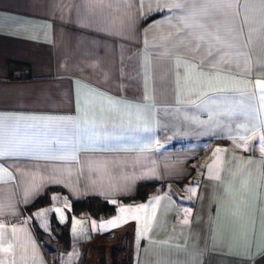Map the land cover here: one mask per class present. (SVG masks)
<instances>
[{"label":"crops","instance_id":"1","mask_svg":"<svg viewBox=\"0 0 264 264\" xmlns=\"http://www.w3.org/2000/svg\"><path fill=\"white\" fill-rule=\"evenodd\" d=\"M203 3L207 15L198 19L207 32L185 35L177 32L179 10L139 18L137 0H0L5 135L12 122L16 138L39 145L37 154L75 155L0 158L14 176L36 171L41 184L27 198L19 180L0 185L3 264H129L115 246L110 258L103 253L128 223L131 264H264V156L256 138L248 151L237 146L240 137L264 133L257 84L264 82V13L259 0H247V8L245 0L235 8ZM130 13L138 14L131 31ZM209 51L215 59L202 63ZM84 97L94 127L47 125L45 118H78ZM142 182L159 185L138 199ZM48 193V203L31 208ZM90 196L115 200L116 211L72 212L74 200ZM65 204L63 223L52 212L46 222L33 217ZM141 204L116 219L120 206ZM54 219L68 226V247L36 233L37 225L52 235ZM74 219L82 221L75 233ZM13 227L25 230L13 235Z\"/></svg>","mask_w":264,"mask_h":264},{"label":"snow or ice","instance_id":"2","mask_svg":"<svg viewBox=\"0 0 264 264\" xmlns=\"http://www.w3.org/2000/svg\"><path fill=\"white\" fill-rule=\"evenodd\" d=\"M125 2H128V0H125ZM139 4V18H146L147 15H151L153 11H162L163 8H168L169 12H172L173 10H179L180 15L177 18L178 23L183 25V28H178L177 32L184 33L185 35H192V33L199 29L202 32H207L208 25L205 23H202L198 17L207 15L206 8L207 5L203 3V0H166L163 4L161 3V0H155L156 7H152V0H148L147 4V12L145 13L143 9L145 8V0H137ZM238 4V0H224V7L227 8H235ZM260 8L262 13H264V0H259ZM245 8H247V0H245ZM137 13H130L127 18V28L129 31H131L136 23V19L138 18ZM210 35V33H209ZM199 41L204 40V35H200L197 38ZM215 39H219L218 37H215ZM200 44L197 43V50L199 49ZM215 59L213 53L211 51L208 52V59L203 61L202 63H208L210 60ZM257 84L260 86L261 93H260V100H261V106L264 107V82L257 81ZM83 104L84 107H80V104ZM110 106L115 107V103L111 100L109 101ZM88 105V98L84 97L78 98V111L80 112V116L76 119L73 118H67L66 120L61 119H54V118H45L47 121L48 126H56L60 125L63 126L64 124L74 125L80 128H89L94 127L96 124V121L94 118H90L87 110ZM261 126L264 127V122H261ZM8 129L10 130L7 137L4 132L5 125L0 123V158L2 157H19V156H27L33 159H58V160H66V159H75L74 155V149L73 150H67L64 149L61 154L59 155H39L36 152V149L39 147V145L32 140H21L16 138L15 136V130L16 125L12 122H9L7 125ZM251 138H256L258 141L259 151L261 152V155L264 156V133H260L259 131L252 132L250 137H240L241 141H244L243 144L238 143V147H242L245 151H248V144L247 140ZM236 142V141H234ZM222 150L217 148L213 155H216V153L221 152ZM211 170V166H209ZM19 180L21 182V185L24 188L25 198H27L31 192L38 191L39 187L41 186L40 183L37 182V173L36 171L32 172H23V173H17V175H13L12 171H9L7 166L0 165V185L6 184L9 181H17ZM27 180V183H24V181ZM191 191H194V189H190ZM53 200H57L58 197H52ZM159 197H156L155 200L158 202ZM111 203L116 204L115 200H112ZM146 205H139L136 207L133 206H120L118 211L121 214L116 219H123V214L125 213H137L141 209L145 208ZM70 211L69 205L65 204L63 207H53L50 209H42L36 213H33V217L40 219L41 221L46 222L47 214L49 212H52L53 214H57L59 216V220L61 223H63L66 219L65 216V210ZM136 218V217H133ZM32 219V217H28L25 220V223L28 222V220ZM82 221L80 220H73L72 225V231L75 233L77 230V226L81 225ZM108 224H114L115 220H109L107 222ZM42 227H44V223L41 224ZM93 228L96 227V222H92ZM101 228L104 227V225H100ZM0 241L4 240L5 233L7 229L4 225H0ZM19 230H25V229H17L16 227L12 228V233L15 235V233ZM4 252L11 251V245L7 248L2 249ZM0 264H3V261H0Z\"/></svg>","mask_w":264,"mask_h":264},{"label":"trees","instance_id":"3","mask_svg":"<svg viewBox=\"0 0 264 264\" xmlns=\"http://www.w3.org/2000/svg\"><path fill=\"white\" fill-rule=\"evenodd\" d=\"M158 182H142L139 187V192L136 198L145 199L148 195L155 191ZM49 193L42 196L31 208L39 205H44L49 202ZM130 200V199H124ZM72 212L80 213L83 211H88L95 216L111 215L116 211V204L111 203L109 200L98 196H90L83 200H74L72 202ZM53 222V233L52 235L43 231L39 226L36 225V233L40 239L44 240L46 243L52 245L53 247H68L70 244L68 226L61 225Z\"/></svg>","mask_w":264,"mask_h":264},{"label":"built area","instance_id":"4","mask_svg":"<svg viewBox=\"0 0 264 264\" xmlns=\"http://www.w3.org/2000/svg\"><path fill=\"white\" fill-rule=\"evenodd\" d=\"M132 224L128 223L116 229L114 236L112 237V242H115L117 253H122L127 259L128 263L131 264L132 257V245L130 232L132 230Z\"/></svg>","mask_w":264,"mask_h":264},{"label":"rangeland","instance_id":"5","mask_svg":"<svg viewBox=\"0 0 264 264\" xmlns=\"http://www.w3.org/2000/svg\"><path fill=\"white\" fill-rule=\"evenodd\" d=\"M115 244V242H112V237H111V239L110 240H107V242H104L103 243V245L105 246V249H104V251H103V249H102V251H103V253H105V257L106 258H110V256H111V253H112V246ZM100 249H101V246L99 247ZM118 255V254H117ZM118 256H120V253H119V255ZM118 261L119 262H121L120 261V259H118ZM111 262H109V264H110Z\"/></svg>","mask_w":264,"mask_h":264}]
</instances>
